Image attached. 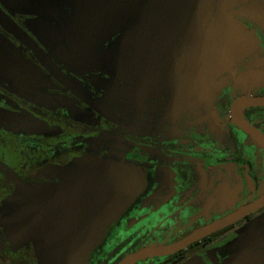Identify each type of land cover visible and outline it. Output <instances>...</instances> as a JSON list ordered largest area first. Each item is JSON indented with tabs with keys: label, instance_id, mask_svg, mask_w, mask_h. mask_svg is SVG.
Wrapping results in <instances>:
<instances>
[{
	"label": "flooded vegetation",
	"instance_id": "flooded-vegetation-1",
	"mask_svg": "<svg viewBox=\"0 0 264 264\" xmlns=\"http://www.w3.org/2000/svg\"><path fill=\"white\" fill-rule=\"evenodd\" d=\"M256 98L264 0H0V264H38L18 187L83 157L143 179L86 264H264Z\"/></svg>",
	"mask_w": 264,
	"mask_h": 264
},
{
	"label": "water",
	"instance_id": "water-1",
	"mask_svg": "<svg viewBox=\"0 0 264 264\" xmlns=\"http://www.w3.org/2000/svg\"><path fill=\"white\" fill-rule=\"evenodd\" d=\"M253 102L264 104V98ZM255 137L264 146V139ZM142 183L135 169L99 158H80L69 169L46 166L24 180L13 196L15 223L31 230L38 264H86ZM175 247L143 248L117 264H132Z\"/></svg>",
	"mask_w": 264,
	"mask_h": 264
}]
</instances>
